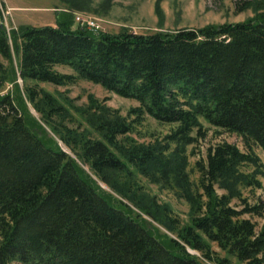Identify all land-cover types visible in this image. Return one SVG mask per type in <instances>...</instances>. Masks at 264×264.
I'll list each match as a JSON object with an SVG mask.
<instances>
[{
  "label": "trees",
  "instance_id": "1",
  "mask_svg": "<svg viewBox=\"0 0 264 264\" xmlns=\"http://www.w3.org/2000/svg\"><path fill=\"white\" fill-rule=\"evenodd\" d=\"M61 1L56 24L9 29L0 0V264H264V199L243 195L264 177V0L245 20L146 32L88 28L86 0ZM80 78L139 103L123 114L91 98L77 117L40 84ZM147 115L171 131L132 136ZM202 118L245 148L210 145L193 180Z\"/></svg>",
  "mask_w": 264,
  "mask_h": 264
},
{
  "label": "rangeland",
  "instance_id": "2",
  "mask_svg": "<svg viewBox=\"0 0 264 264\" xmlns=\"http://www.w3.org/2000/svg\"><path fill=\"white\" fill-rule=\"evenodd\" d=\"M248 1L86 0L85 2L90 8L88 10L75 11V14L81 13V15L96 18L99 30L116 32L123 27H129L137 32H146L158 29H175L183 26H202L209 23L245 20L256 13L254 7ZM4 3L6 6L5 22L9 29L19 27L22 24H56V12L59 9L65 8V4L61 0H4ZM158 3L160 9H158ZM59 69L65 72L73 71L68 66H60ZM19 80L22 86V80ZM40 84L54 94H57L60 98L68 97L71 100V105L69 106L71 112L77 117H80L77 109L88 105L91 98L106 102L123 114H127L132 106L139 103L134 98L121 96L107 90L99 83L83 78L68 85H55L48 82ZM12 87L13 84L8 82L3 91H9ZM30 106L32 105L30 104ZM31 109L34 113H37L34 107ZM203 122L205 127L209 129L207 137L189 146V149L192 150L190 172L193 180H196L199 175L195 163L198 159L205 157L207 148L210 145L228 140L245 148L244 141L238 134L214 127L206 119H203ZM173 125L168 122H161L147 115L144 122L138 125L136 131L130 134L140 141H149L156 136H165L171 131ZM254 149L264 162V150L259 146H255ZM242 169L251 171L253 167L245 165ZM261 179L263 180L262 187H243V195L248 197L251 202L264 199V177H261ZM143 182L152 189V192L157 193L162 201L172 204L175 211L182 217L188 215L189 204L178 195L176 190L169 187L163 188L149 182L145 178H143ZM101 184L107 187L105 183L101 182ZM219 191L223 192L222 189H219ZM234 201L238 202L236 199ZM246 216L250 215L246 214ZM253 219L260 224L263 222V218L260 216H254ZM16 264L21 263L16 262Z\"/></svg>",
  "mask_w": 264,
  "mask_h": 264
},
{
  "label": "built area",
  "instance_id": "3",
  "mask_svg": "<svg viewBox=\"0 0 264 264\" xmlns=\"http://www.w3.org/2000/svg\"><path fill=\"white\" fill-rule=\"evenodd\" d=\"M76 21L80 25H85L88 28L98 30V26H99L98 21L94 17L84 16V15H81V13H77L76 14Z\"/></svg>",
  "mask_w": 264,
  "mask_h": 264
},
{
  "label": "bare ground",
  "instance_id": "4",
  "mask_svg": "<svg viewBox=\"0 0 264 264\" xmlns=\"http://www.w3.org/2000/svg\"><path fill=\"white\" fill-rule=\"evenodd\" d=\"M4 14H5V17H6V10H5ZM5 23H6V22H4V24H5Z\"/></svg>",
  "mask_w": 264,
  "mask_h": 264
}]
</instances>
